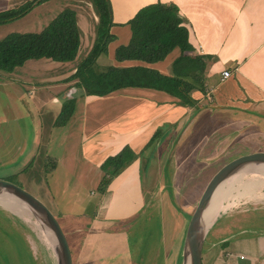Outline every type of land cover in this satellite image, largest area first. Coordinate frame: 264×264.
<instances>
[{"label":"crops","instance_id":"crops-1","mask_svg":"<svg viewBox=\"0 0 264 264\" xmlns=\"http://www.w3.org/2000/svg\"><path fill=\"white\" fill-rule=\"evenodd\" d=\"M29 1L0 0V12ZM81 1L86 5L75 7L81 36L75 61L56 64L28 61L13 73L0 70V169L8 165L5 170H15V176L29 169L35 171L36 156L43 143L39 122L31 116L42 109L46 118L53 116V128H64L66 139L63 153L53 156L49 155L53 138L48 135L44 171L67 174L76 190L71 194L70 205L57 204L53 197L48 202L77 235L83 264H115V260L106 263L98 259V243L111 241L113 237L117 241L124 239L127 233L115 230L114 217L108 213L111 206L105 207V200L92 205L95 210L88 215L89 219L84 217L86 206L98 196L94 188L87 194L89 186L101 190L105 183L108 190L116 192L127 187L129 193L146 186L164 187L169 164L174 171L192 169L190 165L196 160L190 156L197 159V155L204 154L206 158L201 162L206 167L202 166L201 170H205L209 168L207 165L232 151L264 147V0H146L144 4L140 3L142 0H130L135 9L123 0L122 6L130 13L113 20L110 33L117 39L111 50L108 45L110 56L98 59L100 71L109 67L146 66L172 76L173 64L182 55L179 48L155 64L119 62L116 51L129 44L132 37L129 22L142 8L159 2L175 4L190 29L192 49L185 55L211 57L206 59L203 74L206 94L199 90L200 84H195L199 87L191 92L193 106H183L181 99L150 88L128 87L102 97L85 95L74 76L93 49L100 19L91 0ZM49 23L40 24L39 29L42 31ZM31 65L44 67L46 71ZM227 70L232 75L223 80V72ZM19 102L28 105L26 114ZM68 102L74 104V113L66 125L59 126V115ZM26 117L33 120L31 136L26 135ZM125 148L131 149L136 157L117 173L111 168L106 174L102 170L106 160ZM182 155L189 156L190 160L186 161L189 166H183ZM28 178L31 179L30 175ZM32 183L38 186L34 180ZM137 208L146 209V198ZM63 209L76 217L75 226L62 214ZM240 220L243 218L232 217L230 223L215 231L213 237L217 239L211 246L208 247L210 240H206L204 264H264V230H236ZM244 233L247 237H240ZM128 264H135V259Z\"/></svg>","mask_w":264,"mask_h":264},{"label":"rangeland","instance_id":"rangeland-1","mask_svg":"<svg viewBox=\"0 0 264 264\" xmlns=\"http://www.w3.org/2000/svg\"><path fill=\"white\" fill-rule=\"evenodd\" d=\"M109 1L114 21H118L119 15L126 16L130 13L128 8L122 6L123 0H118V2H116V0ZM140 3H146V0H142ZM81 5L84 6L86 4L81 0L45 1L33 8L25 17L0 25V39L12 33H37L41 31V29H39L40 24L44 25L47 24L48 21L51 22L52 19L57 17L65 9L75 11V7L80 8ZM127 6L135 9L134 5L130 3V0H127ZM83 13H86V11H83ZM116 39L117 37L115 36V39L109 44L110 50L112 48L111 45L115 43ZM113 46V49H115V45ZM82 56L81 54V59ZM106 56H110L109 49L101 58L104 59ZM31 62H50L56 64L51 60ZM31 66L32 68L46 71L44 67H39L38 65ZM22 69L18 70L23 71ZM27 89L30 90L29 88ZM12 100L15 101V98H12ZM19 104L22 106L24 114H26L27 110H25V108H27L28 105L20 102ZM60 115L58 119H60ZM31 117L34 120L37 119L39 122V130L43 143V147L40 148V153L36 156L35 171H30L29 169L24 174L22 173L23 175L18 173V176H15V170H5L6 167L8 168L7 165L4 168L2 167L3 169H0V177L3 176V178L7 180L22 185L26 190L42 199L49 206L52 197L56 199L55 202L57 204L58 202H62L70 205L71 194H75L74 191L76 190L73 188L74 181H71L67 174L61 173L60 171L52 173H46L44 171L46 158L44 147L46 145V139L48 135H52L53 144L49 150V155H61L64 151L66 139L65 129H54L52 126L54 120L53 116L48 115L46 118L44 109L37 113V115L32 113ZM32 118H24L27 119L28 125L26 135L29 136H31L33 131ZM40 122L42 124H40ZM23 125L25 127V122ZM57 125L61 126L58 123ZM73 136H76V134ZM183 157L185 156L182 155L183 166H189L186 165L189 156L186 158ZM227 157L228 155L221 156L219 159L215 160L213 164L207 165L209 168L205 170H201L202 166L206 167V165L201 162V159L204 160V158H206L204 154L197 155V159L194 155L192 157L190 156V158L196 160L194 164L190 165L192 169L174 171L175 169H172L173 166L169 164L166 173V186L164 187L152 188L146 186L145 189L138 188L134 190V192L129 193L127 187L120 188L116 192L111 188L108 190L105 183L100 186L101 190H98L99 187L89 186L87 188V194L93 191L94 188L98 196L93 197V201L86 206L87 216L85 215L84 217L89 219L88 215L95 210L92 205L97 201L103 203L105 200V207L111 206L108 213L114 217L112 221L116 225L115 230L118 229L119 232L127 233L126 238L119 239L118 241L113 237L111 241L99 242L97 246L99 249L98 259L106 263H111V261L115 260V264H119V262L123 261H127V264L132 263L133 259H135V264H183L184 238L189 218L194 212L197 203L196 199L198 200L206 180L213 169L220 163L222 158L223 161ZM44 174H46V176H44ZM29 175L31 179L28 178ZM174 175H176V179H174ZM253 175L254 174H243L238 178L241 179ZM33 180L38 186L32 183ZM68 181H70V184L65 186ZM194 184H196L198 188L197 192H194ZM251 192L253 193L240 194L235 199L228 200L230 204L226 207L225 212L222 213L219 221L216 222L212 228L213 230L210 231L207 237V242L210 240L208 247L217 239L213 237L215 231L220 229L222 225L230 223L232 217L238 219L240 217L243 218V220H240L239 225L236 224V230L240 228L242 230L246 228L264 230V188ZM144 198H146V209L140 210L137 208V205H139V202H142ZM12 210L13 209L5 208L0 205V264H56L52 249L48 246L36 220L22 216L23 214L19 213L18 210L16 212ZM145 212L146 219L144 218ZM62 214L72 226L76 225V217L70 212L63 209ZM237 232H239V230ZM72 234L77 241V235H75L73 231ZM247 235L248 234L244 233L240 235V237H247ZM123 237H125V234L122 235V238ZM121 252L122 254H120Z\"/></svg>","mask_w":264,"mask_h":264},{"label":"trees","instance_id":"trees-1","mask_svg":"<svg viewBox=\"0 0 264 264\" xmlns=\"http://www.w3.org/2000/svg\"><path fill=\"white\" fill-rule=\"evenodd\" d=\"M48 0H31L24 5L0 12V25L25 17L37 5ZM99 15L100 23L96 42L90 54L78 67L74 78L87 96H106L128 87L160 90L181 99L183 106H193L191 92L199 86L206 94L203 74L206 59L211 57H190V29L175 4L156 3L142 8L130 20L132 37L128 45L116 51V60L140 61L155 64L164 61L176 48L182 55L173 64V75L166 76L146 66L109 67L101 72L98 59L108 51V45L115 39L110 33L113 26L112 8L109 0H91ZM81 36L77 13L63 10L48 26L37 33H12L0 39V70L13 73L28 61L51 60L69 63L77 59ZM195 73V75H193ZM74 113V104L66 103L58 124L66 125ZM136 155L129 148L106 160L102 170L109 174L111 168L117 173ZM113 172V173H114ZM108 182V181H107ZM183 260V259H182Z\"/></svg>","mask_w":264,"mask_h":264},{"label":"water","instance_id":"water-1","mask_svg":"<svg viewBox=\"0 0 264 264\" xmlns=\"http://www.w3.org/2000/svg\"><path fill=\"white\" fill-rule=\"evenodd\" d=\"M222 159L208 176L189 218L183 244V264H204L207 237L225 211L218 213L215 218H212V213L224 188L233 177L250 168L264 175V147L235 150L223 161ZM0 199L19 203L31 212L52 249L56 264H83L80 248L72 231L51 204L49 206L18 183L1 177Z\"/></svg>","mask_w":264,"mask_h":264},{"label":"bare ground","instance_id":"bare-ground-1","mask_svg":"<svg viewBox=\"0 0 264 264\" xmlns=\"http://www.w3.org/2000/svg\"><path fill=\"white\" fill-rule=\"evenodd\" d=\"M243 174H254L251 177L238 178ZM264 187V175L259 171L254 169H244L243 171L236 174L230 183L224 188L222 194L220 195L219 202L215 206L212 213V218L216 217L221 211H225L226 207L230 204L231 199H235L240 194H251V191H257ZM229 200V201H228ZM0 205L5 208L13 209L15 212L18 210L19 213L23 214L22 216L32 219L31 212L24 207L23 205L5 199H0ZM1 212V211H0ZM3 214V213H2ZM228 218V217H227ZM223 221V220H222Z\"/></svg>","mask_w":264,"mask_h":264},{"label":"built area","instance_id":"built-area-1","mask_svg":"<svg viewBox=\"0 0 264 264\" xmlns=\"http://www.w3.org/2000/svg\"><path fill=\"white\" fill-rule=\"evenodd\" d=\"M231 75H232V74H231V72H230L229 70L223 72V80H225V79L231 77Z\"/></svg>","mask_w":264,"mask_h":264}]
</instances>
